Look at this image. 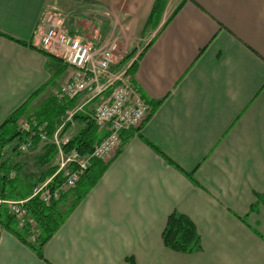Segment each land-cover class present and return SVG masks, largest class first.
<instances>
[{
    "label": "crops",
    "instance_id": "crops-1",
    "mask_svg": "<svg viewBox=\"0 0 264 264\" xmlns=\"http://www.w3.org/2000/svg\"><path fill=\"white\" fill-rule=\"evenodd\" d=\"M155 2L0 0V126L21 108L29 122L53 107L50 122L65 105H84L71 137L94 122L109 93L59 99L74 70L41 47L49 26L71 33L73 19L75 34H99L97 47L136 51L132 82L153 110L100 161L106 170L44 246V259L2 227L0 264H264V0H169L145 34ZM95 17L107 22L105 34ZM98 132L101 143L107 130ZM48 150L33 149L37 166ZM40 169L34 177L48 170ZM172 214L193 222L198 250L165 246Z\"/></svg>",
    "mask_w": 264,
    "mask_h": 264
},
{
    "label": "built area",
    "instance_id": "built-area-1",
    "mask_svg": "<svg viewBox=\"0 0 264 264\" xmlns=\"http://www.w3.org/2000/svg\"><path fill=\"white\" fill-rule=\"evenodd\" d=\"M41 47L62 59L74 70L70 81L61 87L57 95L59 99H73L89 90L92 91L93 99L109 93L108 100H104L96 108L92 117L98 128H106L107 135L90 154L82 155L76 150L69 154L65 152L64 146L72 138L67 133V128L75 117L84 111V105L65 111L51 140L43 129L40 131L42 144H52L57 149L58 170L44 183L37 185L29 199L15 203L7 202L20 228L29 222L28 213L24 208L28 200L38 198L46 206L59 201L64 192L76 186L80 177L89 171L94 161H102L116 153L122 143V134L139 128L151 110L132 82L130 69L136 60L130 61L123 70L114 71L111 68L117 62L119 49L117 44L109 48L106 46L99 48L86 36L71 34L63 25L55 24L47 28ZM20 127L22 132L30 131V123L26 119L20 121ZM30 148H32L30 140L20 145L22 152ZM58 174L62 176V182L55 186L53 183Z\"/></svg>",
    "mask_w": 264,
    "mask_h": 264
},
{
    "label": "trees",
    "instance_id": "trees-1",
    "mask_svg": "<svg viewBox=\"0 0 264 264\" xmlns=\"http://www.w3.org/2000/svg\"><path fill=\"white\" fill-rule=\"evenodd\" d=\"M168 1L169 0H156L150 18L147 21L146 26H148V28H152L153 30L157 29ZM74 22L75 20L73 19L71 25L72 29H70L72 34L79 31V27L76 30V24ZM64 26H66V24ZM22 44L27 45L25 43ZM44 53L51 59H60L56 56L49 55L47 52ZM135 54L136 51L131 52L124 60H131ZM135 67L136 62L133 63L130 73L134 72ZM52 99L51 101L53 102L54 100ZM73 100L74 98L70 99V101ZM50 108L53 109V107ZM50 108L47 110L45 109L46 111L43 114H39L37 111L35 114H39L38 119L35 115L28 117L30 118V131H21L20 121L26 112L22 110V108L0 126V228L4 227L10 230L21 241L31 247L42 259H44V246L57 233L72 211L97 184L107 167L100 161H95L89 171L80 177L76 186L64 192L61 199L53 202L50 206H46L38 198L28 200L24 204V208L28 213L27 217L29 222L23 228L18 226L15 216L7 202L29 199L33 193V189L55 175L58 170L56 165L53 166V162L57 158L58 153L57 149L52 144L46 145L49 147V150L44 159L38 164L41 168L40 170L48 168L46 173L45 171H41V173H45L42 174L43 177L41 178L34 177V175H25L23 173L24 165L14 162L15 158H19L23 155V152L20 150L21 143L30 140L33 149L42 144L39 137L42 129L48 135L49 140H51L65 111L71 107L66 105L60 107V114L62 115L58 118H51L49 122L47 119L49 117L47 115ZM152 111L151 109L145 121L151 116ZM75 118L84 117L79 114ZM85 118L87 119V117ZM142 125L139 128H141ZM98 138V127L94 122H89L84 131L73 136L70 142L64 146L65 152L69 154L71 151L76 150L82 155L90 154L95 146L99 144ZM54 180L53 184L57 186L62 182V176L58 174ZM54 185L52 186L54 187ZM163 242L167 248L181 253H192L201 246L200 236L193 222L188 217L178 214L169 216L163 233Z\"/></svg>",
    "mask_w": 264,
    "mask_h": 264
},
{
    "label": "rangeland",
    "instance_id": "rangeland-1",
    "mask_svg": "<svg viewBox=\"0 0 264 264\" xmlns=\"http://www.w3.org/2000/svg\"><path fill=\"white\" fill-rule=\"evenodd\" d=\"M94 24L98 27V28H100L102 31H103V33L106 31V29H107V22L106 23H103L104 22V20H102L100 17H95V19H94ZM152 29H150V28H147V30L145 31V34H147L148 32H150ZM105 34V33H104ZM86 38L88 39V40H90V41H92V42H95L96 44L98 43V42H100V41H102L101 39V37L99 36V34H97V33H92V34H87L86 35ZM141 38H142V36H141ZM116 43V42H115ZM115 43H113V44H115ZM101 44V43H100ZM113 44H109V45H106V47L107 48H109V46H111V45H113ZM118 44V43H117ZM98 47L99 48H102V47H104V46H100L99 44H98ZM105 47V48H106ZM126 52H122L121 51V49H120V47H119V49H118V52H117V59H118V62H121L122 61V59L123 58H125L126 57ZM125 67V66H124ZM124 69V68H123ZM25 119V118H24ZM35 153L36 152H34L33 151V148H30L28 151H26V152H23V155L21 156V157H19V158H15L14 159V162L15 163H20V164H23L24 165V168H23V173L25 174V175H28V174H34V175H38L39 174V167L36 165V158H34L35 156H33V155H35ZM57 161L59 162V156L57 155ZM38 170V171H37ZM40 172H41V170H40ZM8 202H12V203H15V202H20V201H8Z\"/></svg>",
    "mask_w": 264,
    "mask_h": 264
}]
</instances>
